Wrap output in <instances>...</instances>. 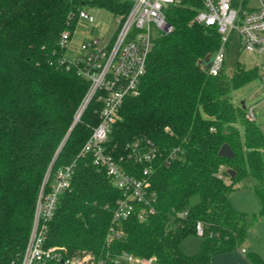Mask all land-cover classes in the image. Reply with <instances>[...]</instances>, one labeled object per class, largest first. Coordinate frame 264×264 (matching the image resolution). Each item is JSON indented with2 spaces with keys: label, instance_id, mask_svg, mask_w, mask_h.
<instances>
[{
  "label": "trees",
  "instance_id": "trees-1",
  "mask_svg": "<svg viewBox=\"0 0 264 264\" xmlns=\"http://www.w3.org/2000/svg\"><path fill=\"white\" fill-rule=\"evenodd\" d=\"M241 1L244 7L246 0ZM87 5L115 11L121 4L0 0V264H20L45 175L49 168L54 173L70 164L71 184L48 223L47 244L64 246L68 254L90 250L103 261L98 264H118L115 258L124 251L154 257L155 264H211L217 254L242 249L264 217V131L231 92L260 76V68L237 61L232 74L224 64L213 75L209 63L223 38L216 26L194 20L202 0H180L168 8L174 29L156 38L140 93L126 97L104 142L117 158L136 140L160 147L163 156L148 177L155 212L145 220L124 221L122 238L108 245L122 191L92 154L81 153L99 122L101 103L93 98L75 122L89 81L60 45L63 32L71 38L79 10ZM226 143L233 157L219 154ZM174 149L176 156L166 163ZM124 165L137 175L144 167L132 160ZM246 177L254 179L251 188L261 204L257 213L237 209L230 199ZM194 234L201 236L200 250L189 254L182 243ZM245 255L251 264H264L257 251Z\"/></svg>",
  "mask_w": 264,
  "mask_h": 264
},
{
  "label": "built area",
  "instance_id": "built-area-1",
  "mask_svg": "<svg viewBox=\"0 0 264 264\" xmlns=\"http://www.w3.org/2000/svg\"><path fill=\"white\" fill-rule=\"evenodd\" d=\"M117 29L115 34L102 41L99 37H87L82 41L83 52L78 60V73L88 79L89 89L75 116L78 122L90 101L95 98L101 103L99 122L82 149V154H92L94 163L104 170L114 185L122 191L113 210L112 221L107 234V244L122 238V224L133 216L145 220L155 212V193L150 190L149 175L154 162L163 156L160 147L151 140H136L128 144L125 154L119 158L104 144L119 111L128 96L140 93V82L147 71L148 58L159 36L170 33L174 26L167 19L170 6L180 0H116ZM257 6L238 10L232 0H202L203 6L194 20L216 26L223 42L214 53L209 72L219 74L225 64L230 36L234 31L245 50L259 56L260 79L264 88V0H257ZM79 19L96 23V16L88 9L79 10ZM229 35V36H228ZM227 36V37H226ZM69 32H63L60 45L66 47ZM247 118L256 121L254 107L247 109ZM177 149L165 157L170 163ZM144 164L142 173L130 172L125 161ZM74 165H65L52 173L47 171L35 205L31 231L20 264H98L90 250L82 249L68 254L60 245L47 244L48 223L53 218L61 193L70 186ZM199 234L203 233L197 224ZM118 264H155L154 257H143L124 251L115 258Z\"/></svg>",
  "mask_w": 264,
  "mask_h": 264
},
{
  "label": "rangeland",
  "instance_id": "rangeland-1",
  "mask_svg": "<svg viewBox=\"0 0 264 264\" xmlns=\"http://www.w3.org/2000/svg\"><path fill=\"white\" fill-rule=\"evenodd\" d=\"M238 1L239 4L236 6L238 10H241L242 8H254L258 3L257 0H246V5L242 7V1ZM86 9L96 16V23H91L85 19H79L64 51V57L70 61H74L83 52L81 44L85 38L99 37L102 41H106L115 34L117 29L116 15L109 8L87 5ZM237 61H240L247 68L255 66L259 67L261 62L258 55L244 49L240 42L238 32L234 31L229 38L227 46L225 57L226 74H232ZM231 96L235 103L241 104L242 101H244L247 109L250 107L255 108L257 114L256 123L264 131V88L262 87L260 76H257L245 85L234 89L231 92ZM240 130L242 133V126H240ZM253 182L254 179L252 177L242 179L235 185V189L230 194L231 197H234L235 203H238V209L240 210L239 207H241V211L248 213H257L260 210L261 205L259 197L249 186L250 183L252 184ZM197 199L198 197L195 196L193 202L197 201ZM236 200H238V202H236ZM200 244L201 236L199 234H194L184 239L182 247L186 253L196 254L200 250ZM244 246L247 249H250V251L254 250V247H258L263 252L262 254L258 250L257 252L264 257V219H262L251 230L250 237ZM241 251L243 252V249ZM243 253L245 255L246 251Z\"/></svg>",
  "mask_w": 264,
  "mask_h": 264
},
{
  "label": "crops",
  "instance_id": "crops-1",
  "mask_svg": "<svg viewBox=\"0 0 264 264\" xmlns=\"http://www.w3.org/2000/svg\"><path fill=\"white\" fill-rule=\"evenodd\" d=\"M259 57V56H258ZM251 183H250V188H251ZM230 199H231V202L233 203V205L235 206V207H237V204L235 203V199H234V197H231L230 196ZM236 202H238V200H236ZM240 206V205H239ZM240 208V210H241V207H239ZM260 208H261V205H260ZM237 209H238V207H237ZM257 210V209H256ZM262 219H264V217H262ZM261 219V220H262ZM260 220V221H261ZM259 221V222H260ZM258 222V223H259ZM257 223V224H258ZM256 224V225H257ZM254 227H252L251 228V230L253 229ZM251 230H250V232H251ZM250 232H249V235H248V238H247V240H246V242L248 241V239H249V237H250ZM245 245V244H244ZM243 252L244 251H250V249H247L245 246H243ZM242 249H236V250H232V251H229V252H225V253H221V254H217V255H215V256H213V258H212V262H211V264H251L250 262H249V260L246 258V256L244 255V253L241 251ZM254 250L255 251H259L261 254H262V250L261 249H259L258 247H254Z\"/></svg>",
  "mask_w": 264,
  "mask_h": 264
},
{
  "label": "water",
  "instance_id": "water-1",
  "mask_svg": "<svg viewBox=\"0 0 264 264\" xmlns=\"http://www.w3.org/2000/svg\"><path fill=\"white\" fill-rule=\"evenodd\" d=\"M211 62H212V60H211ZM211 62L209 63V66L211 65ZM242 105L244 108L246 107L244 101H242ZM219 154L221 156H226V157H233L234 156V152H233L231 146L227 143L222 145V147L220 148ZM228 172L230 173L231 176L235 175V171L233 169H228Z\"/></svg>",
  "mask_w": 264,
  "mask_h": 264
}]
</instances>
